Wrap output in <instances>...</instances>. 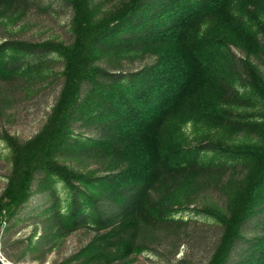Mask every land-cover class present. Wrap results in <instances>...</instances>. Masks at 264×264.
I'll return each mask as SVG.
<instances>
[{
    "label": "trees",
    "instance_id": "obj_1",
    "mask_svg": "<svg viewBox=\"0 0 264 264\" xmlns=\"http://www.w3.org/2000/svg\"><path fill=\"white\" fill-rule=\"evenodd\" d=\"M60 1L73 14L72 42L51 47L63 60L61 88L35 136L6 137L12 161L0 220L14 219L35 196L24 213L40 227L36 245L91 230L64 264H125L144 248L173 264H264V79L251 61L233 72L237 60L213 48L220 39L200 32L257 0H127L100 19L99 0ZM13 2L0 0V8ZM253 101L252 114L224 107ZM188 122L257 133V142L205 135L191 143L180 132ZM211 194L218 200L192 208L211 223L169 219ZM12 236L3 245L25 254L31 241Z\"/></svg>",
    "mask_w": 264,
    "mask_h": 264
},
{
    "label": "rangeland",
    "instance_id": "obj_2",
    "mask_svg": "<svg viewBox=\"0 0 264 264\" xmlns=\"http://www.w3.org/2000/svg\"><path fill=\"white\" fill-rule=\"evenodd\" d=\"M13 1L12 7L0 8V65L3 70L0 72V193L6 184V176L12 161L6 137L26 141L43 127L62 83L63 60L51 47L57 44L68 45L73 40V14L60 0ZM126 1L99 0L96 18L106 16ZM238 13L245 14H233L232 19L225 23L202 24L200 32L205 37L218 40H223L220 35L226 33L228 40L225 37L224 43L217 40L218 42L213 44L216 54L230 61L235 58L238 66L230 68L238 75L241 65L245 61H251L258 67L264 79V0H257L256 5L251 6L249 11ZM17 43H21L22 47H17ZM27 47L30 49L26 50ZM140 66L141 63H135L133 68ZM244 84L246 83L241 80L233 88L235 94L242 93ZM253 102L224 107L229 113L242 116L252 114L259 108L258 104ZM180 132L191 143L193 140H202L205 135L228 145L257 142V133H233L227 127L208 128L200 122L184 124ZM210 150L207 148L204 152L208 153ZM50 182L54 191L63 198L65 193L61 185L54 183V179H50ZM204 199L218 200V196L211 194L208 198L202 199L198 196L194 203L189 205L188 210L169 213V219L176 222L211 223L212 220L209 218L192 211L196 205H202ZM31 201L32 203L11 221L6 218L0 220V258L4 264H64L93 237L91 230L80 229L67 237L57 239L51 245H36V239L41 234L40 227L30 225L29 216L24 213L37 201L36 197L34 196ZM8 233L13 234L14 240H30L29 250L21 254L16 248L4 246L1 238ZM144 245L148 247L147 243ZM3 247L7 251V256L3 253ZM184 250V246H181L175 259H178ZM164 254L167 256L161 258L153 250L144 248L140 253L130 255L123 263L173 264V259L167 253Z\"/></svg>",
    "mask_w": 264,
    "mask_h": 264
},
{
    "label": "water",
    "instance_id": "obj_3",
    "mask_svg": "<svg viewBox=\"0 0 264 264\" xmlns=\"http://www.w3.org/2000/svg\"><path fill=\"white\" fill-rule=\"evenodd\" d=\"M0 264H4V262L2 261V259L0 258Z\"/></svg>",
    "mask_w": 264,
    "mask_h": 264
}]
</instances>
